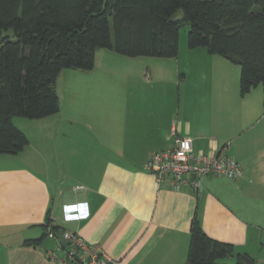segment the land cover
<instances>
[{"label": "crops", "instance_id": "1", "mask_svg": "<svg viewBox=\"0 0 264 264\" xmlns=\"http://www.w3.org/2000/svg\"><path fill=\"white\" fill-rule=\"evenodd\" d=\"M214 57L207 52L208 66L181 73L185 82L199 69L175 105L150 90L147 70L112 85L113 70L95 55L91 70H65L81 82L67 83L62 100L56 83L58 112L14 117L28 144L0 154V264H61L46 256L62 244L59 230L98 246L113 264H188L194 217L207 236L233 245L235 262L238 254L252 264V220L264 207L263 94L256 92L263 109L241 116L227 82L234 70ZM251 91L241 95L238 78L239 99ZM175 136L190 138L195 153L228 155L241 174L203 176L198 191L158 185L145 163Z\"/></svg>", "mask_w": 264, "mask_h": 264}, {"label": "trees", "instance_id": "2", "mask_svg": "<svg viewBox=\"0 0 264 264\" xmlns=\"http://www.w3.org/2000/svg\"><path fill=\"white\" fill-rule=\"evenodd\" d=\"M178 10L183 17L171 20ZM183 22L188 47L239 65L240 94L261 84L264 105V0H0V154L28 144L14 117L58 112L63 69L91 70L99 48L174 57ZM234 255L233 245L207 236L193 218L188 264H225L218 260Z\"/></svg>", "mask_w": 264, "mask_h": 264}, {"label": "rangeland", "instance_id": "3", "mask_svg": "<svg viewBox=\"0 0 264 264\" xmlns=\"http://www.w3.org/2000/svg\"><path fill=\"white\" fill-rule=\"evenodd\" d=\"M189 30V25L186 22H183L179 28V35H178V48L176 56L171 58H157L151 56H138V57H128L119 53H116L110 49L99 48L96 50L95 55L96 58L98 57V62L102 67L109 66V70H113V75H109L113 79L112 85L118 84L121 85V82L124 79L131 78V72L133 74L140 73L145 70L148 71V75L151 77L152 81L150 83V90L154 93L162 92L166 93L168 97L173 99L175 105L179 104L181 96L183 98V93L186 85L188 83H193V81L198 78L199 69L193 71V75H187V79L185 82L181 80V73H186L189 71V68H195V66L199 63L201 66L202 63L205 61V65L208 66L207 60L204 59L205 54L207 55V49L205 47H197L194 49H190L187 45V33ZM11 31H7L4 35L8 34L11 35ZM103 53L107 54L108 56L100 58ZM219 55H215L214 58H219ZM221 58V57H220ZM101 59V60H100ZM227 62V66L233 68V72L230 70L227 72V79L228 84L235 85V100L233 101V105L235 110L238 109V112L243 116V114L248 113L249 115L258 114V107L259 109H263L262 99L260 94L262 95V86L258 84L257 87H252L251 95L245 96V99H239L240 95L238 92V78L240 67L239 65L227 61L225 59H220ZM67 69H63L61 74H59V79L56 80L57 87L60 88L62 92V98L64 97L66 91L67 83H74L81 82L79 81L78 77L75 76L74 81H70L66 79L65 76L71 71H65ZM152 72V74H150ZM174 73H179L174 77ZM173 77V79H172ZM151 79V78H150ZM168 79V81H166ZM70 81V82H68ZM127 84L129 81H126ZM128 88L131 89V86L128 85ZM60 92V93H61ZM256 92H259V98L256 96ZM113 93V91L111 92ZM114 95V94H113ZM238 98V99H237ZM65 102V99H64ZM16 118H24V117H16ZM27 120H35L29 119ZM254 224H256V229H254V234H252V240L250 241V255L252 258V264H264V207L262 211L259 213L258 217L252 220ZM219 263L225 264H232L235 261L232 257H227L218 260Z\"/></svg>", "mask_w": 264, "mask_h": 264}, {"label": "built area", "instance_id": "4", "mask_svg": "<svg viewBox=\"0 0 264 264\" xmlns=\"http://www.w3.org/2000/svg\"><path fill=\"white\" fill-rule=\"evenodd\" d=\"M175 135V130H172ZM145 170L153 174L158 185L174 190L184 186L198 191L203 176H222L234 180L241 174L236 160L228 155L195 153L188 137L175 136L168 149L153 153L145 163ZM66 246L58 244L46 251L48 259L61 264H113L114 260L98 246L89 244L75 233L63 232Z\"/></svg>", "mask_w": 264, "mask_h": 264}, {"label": "water", "instance_id": "5", "mask_svg": "<svg viewBox=\"0 0 264 264\" xmlns=\"http://www.w3.org/2000/svg\"><path fill=\"white\" fill-rule=\"evenodd\" d=\"M183 17V14H182V11L181 10H178L172 17H171V20H175V19H178V18H182ZM63 232L62 230H59L58 232V237L60 238L61 240V243L63 246H66V242L63 238ZM239 264H249L246 256H241V259H240V262Z\"/></svg>", "mask_w": 264, "mask_h": 264}]
</instances>
